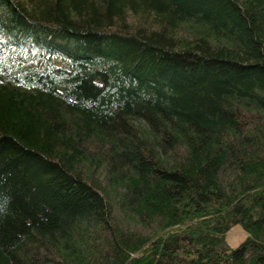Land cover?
I'll return each mask as SVG.
<instances>
[{"label": "trees", "instance_id": "obj_1", "mask_svg": "<svg viewBox=\"0 0 264 264\" xmlns=\"http://www.w3.org/2000/svg\"><path fill=\"white\" fill-rule=\"evenodd\" d=\"M0 264H264V0H0Z\"/></svg>", "mask_w": 264, "mask_h": 264}, {"label": "rangeland", "instance_id": "obj_2", "mask_svg": "<svg viewBox=\"0 0 264 264\" xmlns=\"http://www.w3.org/2000/svg\"><path fill=\"white\" fill-rule=\"evenodd\" d=\"M244 238L245 234L239 226L232 227L224 236L229 247L237 246Z\"/></svg>", "mask_w": 264, "mask_h": 264}]
</instances>
